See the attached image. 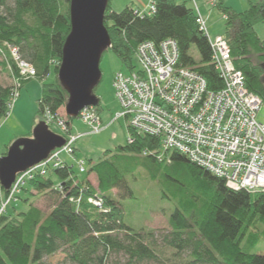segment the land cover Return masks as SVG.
<instances>
[{"label": "trees", "instance_id": "obj_1", "mask_svg": "<svg viewBox=\"0 0 264 264\" xmlns=\"http://www.w3.org/2000/svg\"><path fill=\"white\" fill-rule=\"evenodd\" d=\"M189 2L156 0L152 15L142 14L133 5L118 12L109 3L105 13L111 38L108 50L131 72L137 68L135 52L140 44L172 38L179 45L180 64L201 74L211 90H221L224 82L212 62V47ZM248 3L239 12L218 0L217 9L225 19L223 36L235 65L245 75L249 91L264 103V40L256 31L258 24H264V0ZM71 29V0H0V48L15 47L36 69L35 79L44 81L54 70L55 81L42 85L38 100L41 121L47 112L58 116L69 98L59 69ZM0 67L6 70L1 62ZM12 95V86L0 83V120L12 110ZM93 108L100 114V100ZM66 119L71 133L75 118ZM128 132L133 142L128 138L127 145L90 160L84 178L63 163L28 181L22 191L50 196L54 206L45 213L27 198V211L13 207L9 213L12 201L8 203L0 216V264H48L46 259L59 252L73 264H110L112 254L125 256L126 264H156L165 262L160 254L164 249L174 251L175 258L188 254L184 264H264V255L254 252L264 241V192L234 190L186 155L163 152L159 138L129 127ZM141 172L153 180L164 177L163 196L174 205L169 232H138L125 222L114 191L128 195L127 178ZM91 175L96 176L97 186L89 180ZM178 177L188 184L182 185ZM0 193L7 201L9 190L0 185ZM92 199L100 200L102 207L91 203Z\"/></svg>", "mask_w": 264, "mask_h": 264}, {"label": "built area", "instance_id": "obj_2", "mask_svg": "<svg viewBox=\"0 0 264 264\" xmlns=\"http://www.w3.org/2000/svg\"><path fill=\"white\" fill-rule=\"evenodd\" d=\"M200 30L208 37L212 47V62L224 82L221 90L214 91L197 71L180 64L178 42L172 38L156 44L146 41L135 52L138 68L120 71L114 80L115 94L121 105L116 120L126 119L128 127L138 134L160 139L163 152L175 150L212 174L226 180L234 190L264 192V122L258 120L262 99L249 91L243 72L237 69L231 47L224 36L211 39L206 17L196 0H192ZM218 0H209L214 8ZM156 12V0H151L142 14ZM0 48V62L10 74L13 90L12 105L20 95L23 83L37 76L32 64L22 59L18 50L6 44ZM5 70V71H6ZM18 72V75H17ZM66 114L58 116L47 112L46 123L58 124L69 136L66 144L53 151L47 160L20 173L2 202L0 216L36 173L45 174L49 168L63 164L61 155H74L75 143L81 135L69 133ZM102 130L101 117L88 108L80 117ZM56 120V122H55ZM133 142V137L129 136ZM80 172H86L84 162ZM91 203L102 207L98 199Z\"/></svg>", "mask_w": 264, "mask_h": 264}, {"label": "rangeland", "instance_id": "obj_3", "mask_svg": "<svg viewBox=\"0 0 264 264\" xmlns=\"http://www.w3.org/2000/svg\"><path fill=\"white\" fill-rule=\"evenodd\" d=\"M235 1L239 5V1ZM110 3L114 9L117 8L115 11L120 12L125 9L122 6H118L117 0H110ZM189 4L193 6L191 0ZM210 9L214 12V15L210 23L207 21V25L209 35L213 40L217 36L224 35L225 19L217 9V5L214 8L210 7ZM256 31L260 38L264 40V24H258ZM193 54L198 58L195 51H193ZM135 65L137 68L139 67L136 60ZM120 71L127 72L118 57L111 50H107L101 60L102 80L98 84L95 92L101 102L99 115L101 117L102 130L99 133H94L93 127L81 118H75L71 124V135H81L80 139L75 143L76 155L74 154L72 156L64 153L61 159H66L67 164L73 167L75 174L79 178L87 176V173L80 172L81 162H84L87 171L90 160L97 161L106 151L115 150L128 143V121L124 118L119 120L115 119L117 113L121 111V105L116 97L114 88L115 76ZM54 81L55 76L54 70L52 69L51 75L44 81L34 78L23 83V87L19 90L20 95L14 100L10 114L8 117L0 120V157L8 152V149L16 140L31 137L35 127L41 121L38 113V100L42 94V85L44 83H53ZM64 109L60 110V113L63 115L65 114ZM258 120L264 122V103L258 113ZM50 128L56 134L64 137L65 140L69 136L58 124L52 123ZM52 178L56 181L58 180L56 176ZM163 178L162 175H159L153 180L145 172H141V174L131 175L127 178L130 189L128 195H124L125 192L122 190L114 191L124 209L125 222L135 231H171L169 220L174 212V205L163 196V188H165ZM89 180L94 186H97L95 175H91ZM178 180L182 185L188 184V180L183 177H178ZM27 198L30 199V203H33L45 213L49 212L54 206V200L50 196L48 197L42 194L32 196L23 190L19 195V199L13 200L6 212L10 213L13 207L18 211H27L29 209V203L24 201ZM0 199H3L1 202H6L3 193H0ZM164 250V253L160 254L165 262L156 264H184L185 259L188 257V254H184L181 258H175L173 256L174 251L171 249ZM254 252L264 255V241H262ZM46 262L48 264H73L61 252L48 257ZM109 262L110 264H126L127 258L122 254H112Z\"/></svg>", "mask_w": 264, "mask_h": 264}, {"label": "water", "instance_id": "obj_4", "mask_svg": "<svg viewBox=\"0 0 264 264\" xmlns=\"http://www.w3.org/2000/svg\"><path fill=\"white\" fill-rule=\"evenodd\" d=\"M110 0H71V33L66 39L59 80L69 94L65 113L79 118L83 110L99 103L94 94L102 79L101 60L111 47L105 26ZM66 144L64 137L51 130L43 120L28 138L16 140L0 157V185L10 190L18 174L47 160Z\"/></svg>", "mask_w": 264, "mask_h": 264}, {"label": "crops", "instance_id": "obj_5", "mask_svg": "<svg viewBox=\"0 0 264 264\" xmlns=\"http://www.w3.org/2000/svg\"><path fill=\"white\" fill-rule=\"evenodd\" d=\"M150 1L151 0H117V3H118L119 7L122 6L123 8H126L128 5H133V7L138 9V10H146L150 4ZM238 1H239L238 2L239 5L236 4L235 0H222V2L225 4V6L230 7L236 11H239V12L244 11L245 9L248 8V4H249L248 0H238ZM196 3L198 5L201 13L206 17L208 23H210V20L212 19L214 12L210 9V7H212V6L209 4V0H196ZM115 7H116V5H115ZM112 8L114 9V7H112ZM116 9L117 8H115L114 10H116ZM0 83L3 86H10L12 84L11 79L7 76V74L3 71V69L1 67H0ZM64 113H65V109H64ZM62 162L67 163L66 159L62 160ZM1 200H3V199H0V202H1Z\"/></svg>", "mask_w": 264, "mask_h": 264}]
</instances>
